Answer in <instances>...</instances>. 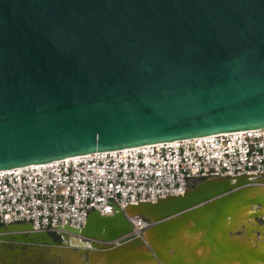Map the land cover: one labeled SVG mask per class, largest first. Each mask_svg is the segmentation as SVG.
<instances>
[{
	"label": "water",
	"instance_id": "obj_1",
	"mask_svg": "<svg viewBox=\"0 0 264 264\" xmlns=\"http://www.w3.org/2000/svg\"><path fill=\"white\" fill-rule=\"evenodd\" d=\"M263 127L264 0H0V170ZM250 182L208 178L63 233L3 226L0 264L140 243L153 264H264ZM134 216L152 223L137 238Z\"/></svg>",
	"mask_w": 264,
	"mask_h": 264
},
{
	"label": "built area",
	"instance_id": "obj_2",
	"mask_svg": "<svg viewBox=\"0 0 264 264\" xmlns=\"http://www.w3.org/2000/svg\"><path fill=\"white\" fill-rule=\"evenodd\" d=\"M76 157V158H74ZM45 164L0 170V227L29 223L37 233L79 229L102 216L144 202L183 195L216 177H264V127L78 155ZM127 237L152 226L129 218Z\"/></svg>",
	"mask_w": 264,
	"mask_h": 264
},
{
	"label": "crops",
	"instance_id": "obj_3",
	"mask_svg": "<svg viewBox=\"0 0 264 264\" xmlns=\"http://www.w3.org/2000/svg\"><path fill=\"white\" fill-rule=\"evenodd\" d=\"M97 254L92 262L84 260L79 264H153L148 247L143 243L126 244L120 248Z\"/></svg>",
	"mask_w": 264,
	"mask_h": 264
},
{
	"label": "flooded vegetation",
	"instance_id": "obj_4",
	"mask_svg": "<svg viewBox=\"0 0 264 264\" xmlns=\"http://www.w3.org/2000/svg\"><path fill=\"white\" fill-rule=\"evenodd\" d=\"M52 239L56 242V243H58V244H60V245H62L64 242L62 241V239L60 238V237H58L57 235H52Z\"/></svg>",
	"mask_w": 264,
	"mask_h": 264
},
{
	"label": "bare ground",
	"instance_id": "obj_5",
	"mask_svg": "<svg viewBox=\"0 0 264 264\" xmlns=\"http://www.w3.org/2000/svg\"><path fill=\"white\" fill-rule=\"evenodd\" d=\"M74 158H76V157H74Z\"/></svg>",
	"mask_w": 264,
	"mask_h": 264
}]
</instances>
